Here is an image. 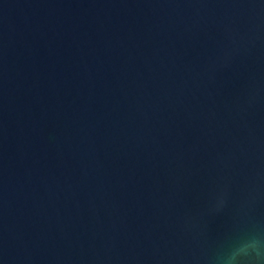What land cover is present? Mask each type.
<instances>
[{"label": "water", "instance_id": "obj_1", "mask_svg": "<svg viewBox=\"0 0 264 264\" xmlns=\"http://www.w3.org/2000/svg\"><path fill=\"white\" fill-rule=\"evenodd\" d=\"M264 233V0H0V264H212Z\"/></svg>", "mask_w": 264, "mask_h": 264}, {"label": "clouds", "instance_id": "obj_2", "mask_svg": "<svg viewBox=\"0 0 264 264\" xmlns=\"http://www.w3.org/2000/svg\"><path fill=\"white\" fill-rule=\"evenodd\" d=\"M212 264H264V233L237 237L216 253Z\"/></svg>", "mask_w": 264, "mask_h": 264}]
</instances>
